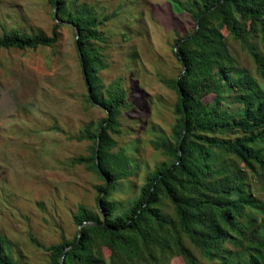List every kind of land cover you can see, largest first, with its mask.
I'll list each match as a JSON object with an SVG mask.
<instances>
[{"label":"rangeland","instance_id":"374dc122","mask_svg":"<svg viewBox=\"0 0 264 264\" xmlns=\"http://www.w3.org/2000/svg\"><path fill=\"white\" fill-rule=\"evenodd\" d=\"M82 1L92 7L102 34L91 44L102 57L98 84L105 88L119 81L126 91L118 115L120 132L110 135L116 141L112 151L123 149L132 174L116 181L108 196L124 208L138 196L150 171L174 161L151 140L171 137L177 92L169 79L182 69L173 47L177 38L194 29L195 21L181 4L193 0H78L73 9ZM53 10L49 0H0V36L3 28L11 27L50 35L56 23ZM59 24V38L51 46L0 48V237L20 264H50L48 246L77 234L73 214L78 206L99 215L98 187L105 183L88 163L73 161L92 154L93 141L85 137V129H100L106 111L88 100L74 28ZM221 31L235 66L256 77L250 51L225 27ZM248 43L264 57V41L258 35H249ZM212 98L209 94L205 101ZM233 161L259 201L260 209L251 212L259 222L264 214V170ZM163 203L171 215L172 207ZM252 239H258L257 234L248 231L241 244L226 243L229 251L223 258L236 256L238 264H246L241 249ZM184 241L197 264L218 261L204 257L187 237ZM102 251L109 260L110 250ZM154 253L160 255L159 250ZM167 256L140 263L188 264L180 254Z\"/></svg>","mask_w":264,"mask_h":264},{"label":"trees","instance_id":"16d2710c","mask_svg":"<svg viewBox=\"0 0 264 264\" xmlns=\"http://www.w3.org/2000/svg\"><path fill=\"white\" fill-rule=\"evenodd\" d=\"M49 1L57 4L59 21L78 28L77 41L90 95L106 111L100 124L97 162L99 129L91 132L89 128L85 129V137L93 141L92 154L73 160L88 163L105 181L98 187L99 215L79 205L73 219L77 225L83 221L103 224L82 226L77 242L76 234L72 240L62 239L48 246L50 264H58L62 250L72 243L61 264H141L143 259L157 261L168 253L180 254L188 264H197L184 237L204 257L218 260L215 264H238L236 256L232 260L223 258V253L229 251L225 244H241V237L248 231L250 236L256 233L258 239L247 241L241 254L246 255V264H264V214L259 222L251 214L260 209L259 201L244 182V174L239 175L232 167L235 159L264 170V57L248 43L251 34L264 41V0L181 3L195 26L190 34L177 38L176 49L173 47L182 66L178 76L169 79L177 92L175 120L170 138L151 140L152 146L161 148L174 161L168 167L156 166L150 171L138 196L124 208L108 196L116 181L132 174L123 149L112 151L116 141L110 135L120 132L118 115L126 91L119 81L105 88L98 84L102 57L91 44L101 40L102 34L96 28L98 18L92 7L82 1L74 10L78 0ZM59 26L56 22L50 35L3 28L0 48L51 46L59 38ZM222 27L250 51L256 77L235 66ZM209 94L213 98L206 102ZM164 200L172 207L171 215L162 208ZM102 247L110 250L109 260ZM155 249L160 255L154 253ZM0 264H20L6 251L1 237Z\"/></svg>","mask_w":264,"mask_h":264},{"label":"water","instance_id":"95a60500","mask_svg":"<svg viewBox=\"0 0 264 264\" xmlns=\"http://www.w3.org/2000/svg\"><path fill=\"white\" fill-rule=\"evenodd\" d=\"M56 7H57V4L54 3V10H53V17H54V20H55L56 22H58V23H68V24L71 25V26L74 28V30H75L76 48H77V52H78V55H79V58H80V61H81V64H82L83 74H84L85 80H86V82H87L88 94H89V96H90V100H91V102H92L93 104L97 105V106H100L97 102H95V101L93 100V98H92L91 95H90V87H89L88 81H87V79H86V72H85V69H84V66H83L82 53H81V49H80V46H79L78 41H77L78 36H79V30H78V28H77L74 24H72V23H70V22H62V21H59L58 16H57ZM197 24H198V22H197ZM177 44H178V42L175 43V45H174V50L176 49ZM183 71H184V70H182L181 74L183 73ZM177 86H178V84H177ZM104 124H106V123H104ZM99 132H100V129H99V131H98V133H97V138H96V148H95V158H96V162H97V160H98L97 149H98V144H99ZM184 132H185V129H183V132H182V135H181L180 140L182 139ZM179 153H180V149H179ZM102 194H103V193H102ZM100 202H101V201H100V197H99V199H98V206H99V207H100ZM102 224H103V222H97V221H83V222L79 223V224L77 225V239H76V242L78 241V239H79V237H80V232H81V228H82V226H84V225H102ZM73 245H74V243H72V244L66 246V247L62 250L61 255H60V258H59V262H58V264H61V263L63 262L64 257H65V251H67L68 249H70L71 247H73Z\"/></svg>","mask_w":264,"mask_h":264}]
</instances>
